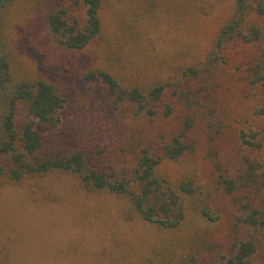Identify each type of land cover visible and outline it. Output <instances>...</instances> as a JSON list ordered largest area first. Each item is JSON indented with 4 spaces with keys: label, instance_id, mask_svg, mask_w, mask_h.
<instances>
[{
    "label": "rangeland",
    "instance_id": "374dc122",
    "mask_svg": "<svg viewBox=\"0 0 264 264\" xmlns=\"http://www.w3.org/2000/svg\"><path fill=\"white\" fill-rule=\"evenodd\" d=\"M67 5L16 0L7 24V42L21 67L43 74L67 98L56 129L37 126L45 150H80L92 166L130 176L142 150L160 156L191 120L185 139L194 151L165 165V172L172 180L190 177L198 197L185 226L173 233L129 219L125 199L85 193L66 175L1 188L0 264H168L188 255L201 264H227L234 246L248 239L256 245L250 264H264V228L238 223L239 208L221 184L244 171V159L264 170V90L250 84L247 71L260 47L228 45L224 62L189 86L191 108L166 99L169 116L136 115L132 105L114 104L98 82L81 76L105 63L166 77L174 66L202 58L230 0H103V35L74 53L56 45L43 19V13ZM72 15L83 21L84 9ZM251 21L264 27V18ZM25 119L18 104L16 126ZM251 132L256 140L246 139L255 145L243 144L241 134ZM204 205L212 220L201 215Z\"/></svg>",
    "mask_w": 264,
    "mask_h": 264
},
{
    "label": "trees",
    "instance_id": "16d2710c",
    "mask_svg": "<svg viewBox=\"0 0 264 264\" xmlns=\"http://www.w3.org/2000/svg\"><path fill=\"white\" fill-rule=\"evenodd\" d=\"M15 1L0 0V189L18 187L54 174L66 175L85 193H109L125 199L129 204V219H141L164 231L179 232L187 223L198 194L190 177L172 180L165 172V165L176 163L194 151V145L185 139L192 127L191 120H186L182 132L163 145L160 156L154 157L142 150L130 176L92 166L80 150L46 151L37 126L56 129L67 98L43 74L22 68L9 46L7 24L12 21L10 12ZM66 1V7L43 13L46 30L62 50L82 52L103 35V0ZM229 6L202 58L174 66L166 77L149 78L105 63L84 69L81 76L86 82H98L114 104L132 105L136 115L169 116L172 108L166 99L182 101L191 108L195 102L189 98V86L224 62L228 45L237 42L260 47L247 71L250 84L264 90V27L251 21L264 18V0H230ZM82 8L85 18L79 21L72 14ZM18 104L26 112L20 127L15 123ZM247 137L256 140L257 134H241L243 144L254 146ZM244 167L236 179H223L221 184L239 208L238 223L251 229L264 228L261 194L264 170L250 159H244ZM200 213L212 220L205 205ZM255 252L252 239L241 241L234 246L227 264H250ZM168 264L201 263L188 255Z\"/></svg>",
    "mask_w": 264,
    "mask_h": 264
}]
</instances>
